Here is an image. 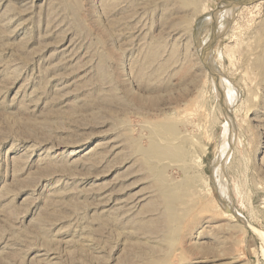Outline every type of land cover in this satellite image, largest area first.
I'll use <instances>...</instances> for the list:
<instances>
[{"label": "rangeland", "instance_id": "374dc122", "mask_svg": "<svg viewBox=\"0 0 264 264\" xmlns=\"http://www.w3.org/2000/svg\"><path fill=\"white\" fill-rule=\"evenodd\" d=\"M230 1L0 0V264H264V0Z\"/></svg>", "mask_w": 264, "mask_h": 264}, {"label": "bare ground", "instance_id": "6f19581e", "mask_svg": "<svg viewBox=\"0 0 264 264\" xmlns=\"http://www.w3.org/2000/svg\"><path fill=\"white\" fill-rule=\"evenodd\" d=\"M191 2H192V3H191L192 7L196 8V4H198V3H197V0H191ZM232 10H233V9H232ZM228 12H231V10H229ZM232 13H233V12H232ZM224 15H225V14H224ZM227 15H228V14H227ZM225 16H226V15H225ZM216 26H217V25H216ZM64 49H65V48H64ZM219 83H220V82H219ZM222 90H223V89H222ZM230 94H231V93H230ZM176 102H177V101H176ZM227 102H228V101H227ZM187 103H188V102H187ZM229 103H230V101H229ZM162 119H163V118H162ZM163 120H164V119H163ZM165 120H166V119H165ZM169 121H170V120H169ZM162 122H163V121H162ZM162 122L158 123V124H159V125H158V128H157V126H156L155 129H158V130H159V133H160L159 135H160V137H161L162 139L165 140V142H163L162 140H161V141L159 140V141H160V143H159V142L157 141V139L154 137V138L156 139V142H155V143H157V142H158L159 144H161V142H163V143H166V142H167V143H169V142H171V143H172V142H175V143H176V141L179 143V140H180V138H181V137H180L181 135L178 136L179 134L176 133V130H177V129H175L174 125L171 124V122H168V121L163 122V123H162ZM155 123H156V122H155ZM173 123H174V122H173ZM150 124H151V123H150ZM175 126H176V125H175ZM150 129H151V125H150ZM152 130H153V129H152ZM158 130H157V132H158ZM155 131H156V130H155ZM153 132H154V131H152V134H153ZM157 132H156V133H157ZM182 136H183V135H182ZM186 137H187V136H186ZM189 137H190V136H189ZM187 138H188V137H187ZM155 139H154V140H155ZM159 139H160V138H159ZM183 139H184V138H183ZM191 139H192V141H193V137L190 138V140H191ZM152 141H153V138H152ZM184 141H185V140H184ZM180 142H183V141H180ZM185 142H186V141H185ZM189 142H190V141H189ZM158 143H157V147L159 146ZM178 143H177V144H178ZM153 144H154V143H153ZM194 144H195V143H194ZM162 145H165V144H162ZM162 145H161V146H162ZM166 145H168V144H166ZM152 146H153V147H150V149L152 148V150H154L155 148H157L155 144L152 145ZM154 147H155V148H154ZM159 147H160V146H159ZM159 147H158V149H157L158 151L155 150V153L151 156L152 159H154V158H158V159H159V157H160V159H161V156H162V155L160 156V154H162V150H163V149L161 150V147H160V148H159ZM163 147H164V146H163ZM180 147H181V146H179V150L177 151L176 154L173 155V153H172L173 156H180L181 154H184L183 152H185V150L183 151L182 148H180ZM153 148H154V149H153ZM165 148H169V147L166 146ZM177 148H178V146H177ZM169 149H170V152H171V150H172L171 147H170ZM169 149H168V150H169ZM173 149H175V150H173V151L175 152V151H176V148L174 147ZM152 150H149V153H150V151H152ZM159 150H161V151L159 152ZM97 153H98V152H97ZM149 153H148V154H149ZM150 154H151V153H150ZM141 156H142V154H141ZM164 156H165V155H163V157H164ZM166 156H168V155H166ZM169 156L171 157V155H169ZM142 157H143V156H142ZM145 158H148V157H145ZM145 158H144V159H145ZM149 158H150V157H149ZM149 158H148V160H149ZM165 158H167V157H165ZM176 158L179 159V157H176ZM176 158H175L173 161H175ZM96 159H97V158H96ZM158 159H157V160H158ZM180 159H181V158H180ZM161 160H162V159H161ZM161 160H160V161H161ZM163 160H164V159H163ZM165 160H166V159H165ZM170 160H171V158H170ZM182 160H183V159H182ZM155 161H156V160H155ZM185 161H186V160H185ZM150 162H151V161H150ZM158 162H159V161H158ZM168 162H169V161H168ZM168 162H164V163L167 164ZM176 162H177V161H176ZM146 163L148 164V161H147ZM146 163H145V164H146ZM156 163H157V162H156ZM162 163H163V161H162ZM93 164H94V163H93ZM150 164H152V163H150ZM150 164H149V165H150ZM152 165H153V164H152ZM158 165H161V164H158ZM164 165H165V164H164ZM140 166H141V165H140ZM147 166H148V165H147ZM151 167H152V166L150 165V168H151ZM163 167H164V166H163ZM165 167H166V165H165ZM165 167H164V168H165ZM145 168H146V167H145ZM145 168H144V169H145ZM154 168H155V167H154ZM156 169L158 170V168H156ZM147 170H148V169H147ZM152 170H153V169H152ZM154 170H155V169H154ZM159 170H160V169H159ZM161 170H162V169H161ZM161 170H160V171H161ZM144 171H145V170H144ZM158 173H159V171H157V174H158ZM153 176H154V175H153ZM153 176H152V177H153ZM162 176H163V175H162ZM146 177H147V176H146ZM154 177H155V176H154ZM154 177H153V178H154ZM160 178H161V177H160ZM160 178H158V179H160ZM154 179H155V178H154ZM139 180H140V179H139ZM163 180H164V179H163ZM163 180H162V182H163ZM153 182H154V181H153ZM160 182H161V181H160ZM163 183H164V182H163ZM163 183H162V184H163ZM166 183H167V182H166ZM153 184H154V183H153ZM155 184H158V183H155ZM164 185H166V184L164 183ZM176 186H177V185H176ZM157 187H158V185H157ZM162 187H163V186L161 185V188H162ZM166 187H167V186H166ZM177 187H178V186H177ZM168 188H169V187H168ZM172 189H173V188H172ZM172 189H171V192H172V193H174L175 191H178L177 189H176V190L174 189V192H173ZM159 190H160V188H159ZM159 190H158V191H159ZM154 191H155V190H154ZM156 191H157V190H156ZM160 192H161V196H162L161 200L164 199V200L166 201V203H165V205L167 206L166 209H167V208L171 209V208L173 207V201H172L173 198H172V197L175 196V195H173V194H172L170 191H168L167 189H163V188L160 190ZM149 193L151 194V192H149ZM149 193H148V194H149ZM199 193H200V192H199ZM202 193H203V192H202ZM143 194H144V193H143ZM146 194H147V193H146ZM175 194H176V193H175ZM159 195H160V194H159ZM176 195H177V194H176ZM134 196H135V195H134ZM150 196H151V195H150ZM142 197H143V195H142ZM142 197H141V198H142ZM144 197H145V196H144ZM144 197H143V198H144ZM176 197H177V196H176ZM129 200H130V198H129ZM139 200H140V198H139ZM145 200H146V198H145ZM153 200H154V198H153ZM153 200H152V202H153ZM158 200H159V197H158ZM133 201H134V200H133ZM146 201L148 202V200H146ZM146 201H145V202H146ZM150 201H151V200H150ZM156 201H157V200H156ZM126 202H127V201H126ZM154 203H155V202H154ZM155 204H156V203H155ZM163 204H164V203H163ZM142 205H144V204H142ZM165 205H164L163 207H165ZM144 206H145V205H144ZM128 207H129V206H128ZM123 208H124V207H123ZM174 209H175V208H174ZM174 209H173V210H174ZM119 210H120V209H119ZM169 211H170V210H169ZM107 212H108V211H107ZM167 212H168V210H167ZM176 214H177V213H176ZM194 215H195V214H194ZM120 216H121V215H120ZM182 216H183V214H182ZM118 217H119V216H118ZM164 217H165V221H166V220H168V221H173V222H174V221H180L179 219H177V217H176L175 215L170 214V212H169V213H165V214H163V218H164ZM183 217H184V216H183ZM191 217H192V216H191ZM194 217H195V216H194ZM194 217H193V218H194ZM198 218H199V217H198ZM200 218H201V217H200ZM189 219H190V218H189ZM186 220H187V219H186ZM187 221H188V220H187ZM193 222H195V221H193ZM193 222H192V223H193ZM169 229H170V227H169ZM172 229H173V228H172ZM191 229H192V228H191ZM201 229H202V228H201ZM174 230H176V229L171 230V231H170V234L173 235V234H174V233H173ZM187 231H188V230H187ZM184 232H185V231H184ZM183 238H184V237H183ZM183 238H182V239H183ZM197 238H198V237H197ZM197 238H196V239H197ZM263 240H264V238H263ZM194 241H195V240H194ZM191 242H192V240H191ZM193 243H195V242H193ZM186 246H187V245H186ZM185 250H186V249H185Z\"/></svg>", "mask_w": 264, "mask_h": 264}, {"label": "water", "instance_id": "95a60500", "mask_svg": "<svg viewBox=\"0 0 264 264\" xmlns=\"http://www.w3.org/2000/svg\"><path fill=\"white\" fill-rule=\"evenodd\" d=\"M244 2H247V1L246 0H232V1H230L229 4L232 5L233 7H236V6H238ZM217 22H218V13L211 15V17L210 16H204V17L200 18L197 21L196 27H195L194 37L196 39V42H198L200 44V41H199L200 34L208 25H212L214 27V32H212V38L210 39V42L208 43V48H210L211 45L214 44V42L216 41L219 34L221 33V32H217V30L215 29Z\"/></svg>", "mask_w": 264, "mask_h": 264}]
</instances>
